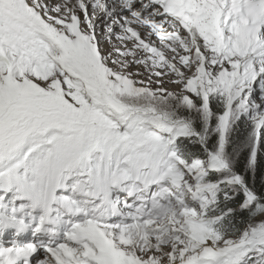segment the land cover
I'll use <instances>...</instances> for the list:
<instances>
[{
    "label": "snow or ice",
    "instance_id": "6c2138e0",
    "mask_svg": "<svg viewBox=\"0 0 264 264\" xmlns=\"http://www.w3.org/2000/svg\"><path fill=\"white\" fill-rule=\"evenodd\" d=\"M0 264H264V0H0Z\"/></svg>",
    "mask_w": 264,
    "mask_h": 264
}]
</instances>
